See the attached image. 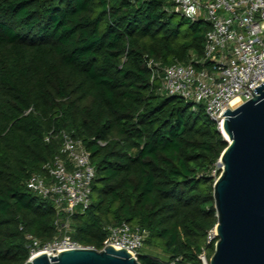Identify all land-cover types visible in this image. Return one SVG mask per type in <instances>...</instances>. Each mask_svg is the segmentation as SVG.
<instances>
[{
	"label": "trees",
	"instance_id": "trees-1",
	"mask_svg": "<svg viewBox=\"0 0 264 264\" xmlns=\"http://www.w3.org/2000/svg\"><path fill=\"white\" fill-rule=\"evenodd\" d=\"M172 6L0 0V264L30 258L26 233L43 243L62 233L53 202L26 183L60 153L63 132L96 168L91 205L71 217L77 242L100 250L106 227L126 222L147 235L142 264H200L218 220L213 171L228 142L202 105L151 81L150 59L210 66V24Z\"/></svg>",
	"mask_w": 264,
	"mask_h": 264
},
{
	"label": "built area",
	"instance_id": "built-area-1",
	"mask_svg": "<svg viewBox=\"0 0 264 264\" xmlns=\"http://www.w3.org/2000/svg\"><path fill=\"white\" fill-rule=\"evenodd\" d=\"M170 10L191 21L210 24L203 56V62L210 66L198 68L180 62L163 65L150 59L147 65L152 71L151 81L159 83V90L167 96H180L202 105L221 130L223 117H219L229 107L236 109L232 101L241 97L244 104L252 98L250 90L264 82V0H173ZM62 136L60 153L26 183L34 193L53 202L59 216L55 224L62 233L45 243L26 233L30 258L40 253L56 255L52 250L82 247L71 234L70 222L79 207L87 209L92 203L96 168L82 141L65 132ZM220 169L216 167L213 175L217 176ZM106 230L104 247L112 244L139 257L147 237L141 228L125 222L107 226ZM217 240L214 227L198 254L200 264H211L209 247H215Z\"/></svg>",
	"mask_w": 264,
	"mask_h": 264
},
{
	"label": "water",
	"instance_id": "water-1",
	"mask_svg": "<svg viewBox=\"0 0 264 264\" xmlns=\"http://www.w3.org/2000/svg\"><path fill=\"white\" fill-rule=\"evenodd\" d=\"M250 91V100L219 117L228 145L213 185L218 240L211 264H264V82ZM52 251L24 264H142L112 244Z\"/></svg>",
	"mask_w": 264,
	"mask_h": 264
},
{
	"label": "bare ground",
	"instance_id": "bare-ground-1",
	"mask_svg": "<svg viewBox=\"0 0 264 264\" xmlns=\"http://www.w3.org/2000/svg\"><path fill=\"white\" fill-rule=\"evenodd\" d=\"M243 103V100L241 97H236L233 101H232V107L233 108H238L239 106H241V104ZM228 138V136H226Z\"/></svg>",
	"mask_w": 264,
	"mask_h": 264
},
{
	"label": "rangeland",
	"instance_id": "rangeland-1",
	"mask_svg": "<svg viewBox=\"0 0 264 264\" xmlns=\"http://www.w3.org/2000/svg\"><path fill=\"white\" fill-rule=\"evenodd\" d=\"M217 167H218V168H220V165H219V163L217 164ZM78 209H82V208H81V207H79ZM143 252H145V251L143 250V251H142V253H143ZM157 252H158V253H162V252H161V249H157Z\"/></svg>",
	"mask_w": 264,
	"mask_h": 264
}]
</instances>
